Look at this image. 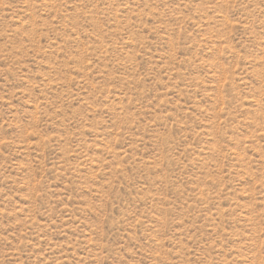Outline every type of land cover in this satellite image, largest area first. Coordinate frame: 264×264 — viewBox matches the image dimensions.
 Listing matches in <instances>:
<instances>
[{
    "label": "rangeland",
    "instance_id": "rangeland-1",
    "mask_svg": "<svg viewBox=\"0 0 264 264\" xmlns=\"http://www.w3.org/2000/svg\"><path fill=\"white\" fill-rule=\"evenodd\" d=\"M0 264H264V0H0Z\"/></svg>",
    "mask_w": 264,
    "mask_h": 264
}]
</instances>
